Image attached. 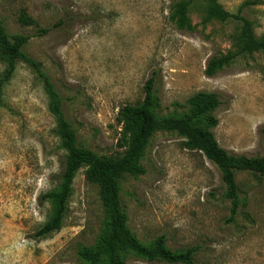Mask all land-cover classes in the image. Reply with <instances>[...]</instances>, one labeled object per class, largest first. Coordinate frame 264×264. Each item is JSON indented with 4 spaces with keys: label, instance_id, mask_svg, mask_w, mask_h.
I'll return each instance as SVG.
<instances>
[{
    "label": "rangeland",
    "instance_id": "374dc122",
    "mask_svg": "<svg viewBox=\"0 0 264 264\" xmlns=\"http://www.w3.org/2000/svg\"><path fill=\"white\" fill-rule=\"evenodd\" d=\"M178 1L0 0L7 33L29 36L23 53L41 66L39 75L19 63L0 108V264H86L78 251L95 245L102 229L99 190L82 169L61 230L34 238L52 213L43 196L58 187L65 163L45 80L59 94L79 143L100 156L123 153L117 115L144 100L154 77L159 116L186 114L193 95L214 93L221 100L212 130L219 145L264 157V53L239 57L207 76L208 62L233 50L239 24L206 21L196 4L190 10L194 30L182 31L173 17ZM219 3L252 21L256 37H264V0ZM23 10L50 32L41 36L21 26ZM4 68L0 60V74ZM185 141L176 132H157L142 161L145 174L122 180L128 228L148 246L164 238L175 253L198 247L194 264H264V178L237 174L246 206L230 223L232 203L220 171ZM125 264L169 263L127 254Z\"/></svg>",
    "mask_w": 264,
    "mask_h": 264
},
{
    "label": "trees",
    "instance_id": "16d2710c",
    "mask_svg": "<svg viewBox=\"0 0 264 264\" xmlns=\"http://www.w3.org/2000/svg\"><path fill=\"white\" fill-rule=\"evenodd\" d=\"M196 4L202 8L206 21L217 19L223 22L235 21L239 24L233 50L212 58L205 71L207 76H215L219 71L230 67L239 57L257 52L264 53V37H256L254 23L240 14L225 10L219 0H180L175 3L173 17L178 29L187 32L194 30L190 10ZM18 22L23 27L37 28L41 36L50 32V29H41L36 19L25 10L21 11ZM29 40V36H9L0 19V60L5 66L0 74V108L3 104L4 90L13 79L19 63H25L35 73L41 75L40 64L23 53V48ZM155 82L154 77L147 81L142 102L124 106L117 115L116 120L121 126L118 146L123 149V153L100 156L79 143L76 130L63 113L59 94L50 82L45 80L49 111L56 120L55 134L59 138L60 147L65 151V163L58 187L43 196V200L52 205V213L47 222L34 234V238L47 239L61 230L73 195L74 180L79 171L85 169L86 180L98 187L104 219L96 244L92 247L83 246L78 251V257L84 263L125 264V255L132 254L148 262L194 264L198 247L175 253L167 249L164 238L148 246L139 241L128 228V216L121 201V183L125 176L137 177L145 174L142 161L152 137L157 132H176L186 140L184 145L187 149L201 152L218 168L226 187L225 197L232 203L228 222H236L240 208L246 206L239 195L237 174L250 173L264 178V157L248 158L236 155L219 145L212 130L219 123L213 113L220 108L221 100L214 93L199 92L193 95L188 101L190 110L186 114L159 116L156 113L159 99Z\"/></svg>",
    "mask_w": 264,
    "mask_h": 264
}]
</instances>
